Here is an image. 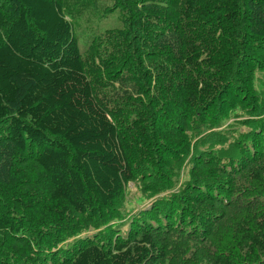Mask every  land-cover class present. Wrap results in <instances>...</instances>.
Segmentation results:
<instances>
[{
	"label": "trees",
	"instance_id": "1",
	"mask_svg": "<svg viewBox=\"0 0 264 264\" xmlns=\"http://www.w3.org/2000/svg\"><path fill=\"white\" fill-rule=\"evenodd\" d=\"M0 264H264V0H0Z\"/></svg>",
	"mask_w": 264,
	"mask_h": 264
},
{
	"label": "rangeland",
	"instance_id": "2",
	"mask_svg": "<svg viewBox=\"0 0 264 264\" xmlns=\"http://www.w3.org/2000/svg\"><path fill=\"white\" fill-rule=\"evenodd\" d=\"M120 25H121V20H119V14L116 13L113 17H109L107 20H105L101 29L102 30H104L105 28L113 29V28L119 27ZM76 34H77V37L79 39L80 49L82 52H84L85 51V44L82 40V36H81L82 34L79 33V30H76ZM130 187H131V185H130ZM130 195H131V197H134V196L137 197L138 196V194L136 193V190L132 189V188L130 190ZM129 201L130 202H129V204H127V207L128 208L135 207L136 200L129 199Z\"/></svg>",
	"mask_w": 264,
	"mask_h": 264
},
{
	"label": "bare ground",
	"instance_id": "3",
	"mask_svg": "<svg viewBox=\"0 0 264 264\" xmlns=\"http://www.w3.org/2000/svg\"><path fill=\"white\" fill-rule=\"evenodd\" d=\"M211 172V171H210ZM213 178H215V177H213ZM220 179V178H219Z\"/></svg>",
	"mask_w": 264,
	"mask_h": 264
}]
</instances>
